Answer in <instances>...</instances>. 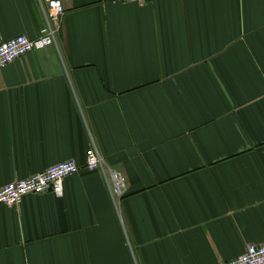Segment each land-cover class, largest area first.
I'll list each match as a JSON object with an SVG mask.
<instances>
[{"label": "crops", "instance_id": "1", "mask_svg": "<svg viewBox=\"0 0 264 264\" xmlns=\"http://www.w3.org/2000/svg\"><path fill=\"white\" fill-rule=\"evenodd\" d=\"M54 44L0 69V188L74 161L63 195L0 206V264H223L264 244V0H51ZM44 0H0V44ZM94 145L123 174L113 202Z\"/></svg>", "mask_w": 264, "mask_h": 264}, {"label": "built area", "instance_id": "2", "mask_svg": "<svg viewBox=\"0 0 264 264\" xmlns=\"http://www.w3.org/2000/svg\"><path fill=\"white\" fill-rule=\"evenodd\" d=\"M50 4L46 12V25L35 39L19 35L0 44V69L21 59L31 52L43 50L54 44L56 24L64 15L60 5L52 4L51 0H44ZM120 4L142 3L144 0H116ZM94 145L90 147L86 154L84 169L88 171H100L104 176L109 194L113 202L124 198L127 191L125 177L120 172L108 168L105 162L98 155ZM80 171L79 166L74 161H66L55 164L45 169L43 172L34 174L22 180H16L0 188V206H18L24 196L41 195L50 193L55 197L63 195V182L70 176L76 175ZM223 264H264V244L248 245L245 253L236 259Z\"/></svg>", "mask_w": 264, "mask_h": 264}]
</instances>
